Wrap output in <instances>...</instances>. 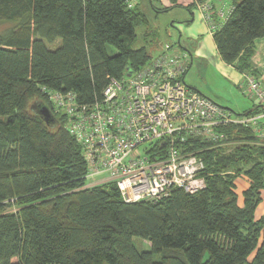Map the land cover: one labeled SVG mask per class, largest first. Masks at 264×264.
I'll list each match as a JSON object with an SVG mask.
<instances>
[{"label":"trees","instance_id":"16d2710c","mask_svg":"<svg viewBox=\"0 0 264 264\" xmlns=\"http://www.w3.org/2000/svg\"><path fill=\"white\" fill-rule=\"evenodd\" d=\"M229 4L222 22L212 12L217 53L255 76L248 60L264 36V0ZM140 25L148 20L139 5L122 0H0V264H246L251 254V264H264V214L256 216L264 199V118L258 131L221 125V144L190 140L185 150L205 164V188L196 193L174 188L159 200L126 203L113 183L87 185L82 147L46 90L74 92L82 104L99 100L109 77L151 59L146 45L135 47ZM142 38L153 43L155 32ZM172 46L192 52L180 40ZM263 110L256 103L238 115ZM241 177L248 187L240 203ZM133 238L150 250L138 251Z\"/></svg>","mask_w":264,"mask_h":264},{"label":"built area","instance_id":"2783aa9c","mask_svg":"<svg viewBox=\"0 0 264 264\" xmlns=\"http://www.w3.org/2000/svg\"><path fill=\"white\" fill-rule=\"evenodd\" d=\"M128 7L133 0H122ZM208 30L218 26L212 7L199 3ZM233 8L220 12L226 20ZM184 51L167 43L162 51L121 78L109 77L101 98L79 103L74 92L46 90L66 128L80 143L88 186L113 183L124 202L159 200L174 188L193 194L205 188L202 157L185 150L190 140L221 144L218 127H256L264 110L238 115L193 90L184 81ZM243 94L264 109V80L242 73Z\"/></svg>","mask_w":264,"mask_h":264},{"label":"rangeland","instance_id":"374dc122","mask_svg":"<svg viewBox=\"0 0 264 264\" xmlns=\"http://www.w3.org/2000/svg\"><path fill=\"white\" fill-rule=\"evenodd\" d=\"M197 1V0H196ZM156 1L153 0V5ZM203 3V2H199ZM144 3H141V10L145 13L149 21V25L144 27V25H140L137 27L138 39L141 36L140 32H145V30L152 29L155 32V41L150 43V40L145 41L143 44L147 46L148 52L154 56L162 51L164 44H177L178 41V32L175 29L170 28V24L173 20H177L183 13H166L162 11L160 5L155 6V11H159L160 13H156L154 11L153 15L147 10L144 6ZM228 7H232V5H228ZM148 9L152 8L148 5ZM159 9V10H158ZM150 27V28H149ZM168 30V32H167ZM140 33V34H139ZM264 39L263 37L257 38L255 40V45L257 48L260 47V40ZM182 46L184 45L186 48H190L191 51L198 45L197 41H190L186 39H182ZM183 49V48H182ZM185 51V49H183ZM107 52L109 54H113L115 52L114 48L111 46H107ZM189 61V60H188ZM222 60L218 58V55L214 53V57L210 56H195L193 54V60L188 66L186 73L184 74V81L187 86L197 88L201 93L206 95L207 97L214 100L217 104L222 107L229 108L236 114H242L246 110L251 109L256 105V101L249 99L243 94V91L234 83L231 79H229L228 75L224 73L222 68L219 66H223L226 69L225 65H221ZM224 63V62H223ZM225 64V63H224ZM227 65V64H226ZM230 66V65H229ZM230 68L234 69V67L230 66ZM242 83V81H241ZM236 144L228 145L227 150H231L234 148ZM248 181L246 178L241 177L236 182L235 191L239 192V189L244 186V183ZM244 182V183H243ZM87 183H89V179H87ZM238 190V191H237ZM239 202H242V197L239 195ZM14 208H8V211H13ZM260 217V216H257ZM132 242L138 251H148L150 250V243L147 240L143 239H132ZM253 254H251L248 258L246 264H251V258Z\"/></svg>","mask_w":264,"mask_h":264},{"label":"crops","instance_id":"0c3cea01","mask_svg":"<svg viewBox=\"0 0 264 264\" xmlns=\"http://www.w3.org/2000/svg\"><path fill=\"white\" fill-rule=\"evenodd\" d=\"M133 1H134V4L139 5L140 10H141V3L142 4L144 3L143 6L147 10H149V12L153 15V17H154L155 6H158V5L161 6V8L163 9L162 11H165L166 13H169V14L177 13V12L183 13V15L177 18V20H173V22L169 26L170 28L177 30L178 42L179 40L182 41V39H186L190 41H197L198 43V45L192 50L191 54L190 52L185 50V53H187L188 55L187 57L189 59L188 66H190L193 60V54L195 56H200V57H203V56L214 57V53L218 55L214 41H213L212 33L208 30V26L203 17V13L201 9L199 8L200 1H196V0H155L156 2L154 3V5H153V0H133ZM204 3L211 5L213 9V13H215L216 18H217L216 22L217 23L222 22L220 12L228 8L229 0H206ZM148 5H150L152 10L148 9ZM156 13H160V12L157 11ZM148 25H149V21H148ZM136 33H137V30H136ZM140 33L142 36L143 32H140ZM144 42L145 41L143 40L142 37H139L138 39V33H137V40L135 43V47L136 48L141 47L142 45H144L143 44ZM260 42H261L260 47L257 48L255 45L256 42L254 41V44L252 46V54L248 60V63H249L248 68L251 72L256 73L255 76L264 80V39H261ZM218 58L221 60L219 55H218ZM220 64L226 66V69L223 66H219V67L222 68L224 73L229 76L228 78L231 79L234 85H236L239 89L241 86V81H242V72H240L237 69L234 70L230 68V66L224 64L223 61H221ZM193 89L197 90V88H193ZM197 91L200 92L199 90ZM236 185H237V182H236ZM247 187H248V181H246V183H244V186L239 189L240 194L236 192L237 195L238 196L241 195L242 191L246 189ZM262 214H264V199L258 205V208L256 210V216H261Z\"/></svg>","mask_w":264,"mask_h":264},{"label":"water","instance_id":"95a60500","mask_svg":"<svg viewBox=\"0 0 264 264\" xmlns=\"http://www.w3.org/2000/svg\"><path fill=\"white\" fill-rule=\"evenodd\" d=\"M129 73H130V71H129ZM38 113L44 119V121L46 123H53V121H54L53 115L47 106L39 105Z\"/></svg>","mask_w":264,"mask_h":264}]
</instances>
